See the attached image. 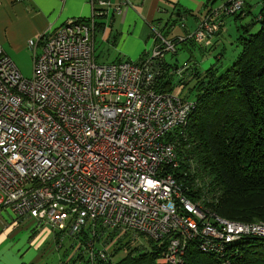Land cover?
Masks as SVG:
<instances>
[{"label":"built area","instance_id":"2783aa9c","mask_svg":"<svg viewBox=\"0 0 264 264\" xmlns=\"http://www.w3.org/2000/svg\"><path fill=\"white\" fill-rule=\"evenodd\" d=\"M92 6L91 17L30 43L31 78L0 45V213L9 210L12 224L34 221L77 244L89 229L82 245L89 264L109 259L107 245L96 240L99 227L167 243L159 264H183L192 244L230 264L234 245L264 239V222L223 218L169 171L180 167L169 138L188 124L197 103L182 95L183 84L159 92L157 78L178 43L210 48L245 1L209 9L185 36L166 35L175 29L172 18L164 29L152 26L150 53L112 64L97 61L98 20L123 8L105 0Z\"/></svg>","mask_w":264,"mask_h":264},{"label":"trees","instance_id":"16d2710c","mask_svg":"<svg viewBox=\"0 0 264 264\" xmlns=\"http://www.w3.org/2000/svg\"><path fill=\"white\" fill-rule=\"evenodd\" d=\"M243 11L235 17L241 19ZM238 32L239 53L232 65L226 68L221 54L222 58L216 57V66L205 71L189 67L183 73L187 76L174 83L178 68L174 65L173 69L164 60L157 90L168 93L183 84L184 96L197 103L188 124L169 138L180 155V167L169 171L189 189L190 197L202 200L223 218L264 222V1ZM188 41L195 44L191 40L181 43ZM82 232L78 252L65 264H89L82 250L89 229ZM118 234L97 228L96 240L104 245L118 239L110 248L108 261L96 264H159L166 251L167 243L148 240L150 247L140 249L132 247L130 234L121 237ZM55 238L59 243L62 234L56 233ZM232 249L237 255L230 259V264H264V239L250 238ZM122 252L125 255L116 261L115 257ZM183 264H223V261L192 244Z\"/></svg>","mask_w":264,"mask_h":264},{"label":"crops","instance_id":"0c3cea01","mask_svg":"<svg viewBox=\"0 0 264 264\" xmlns=\"http://www.w3.org/2000/svg\"><path fill=\"white\" fill-rule=\"evenodd\" d=\"M92 1L98 0H0V45L3 52L11 59L29 50L32 52L31 42H37L41 37L56 32L59 27L72 19L91 17L93 13ZM105 1L110 2L113 7L121 6L123 13L118 15L111 9L107 17H101L98 20L96 55L100 64L138 62L145 55L146 49L153 48L152 26L164 29L165 24L175 16L190 17L192 20L187 19L186 30L177 33L165 30L169 38L185 36L187 30L193 31L197 28L201 18L209 9L221 7L228 0ZM244 1V14L241 19L247 20V23L242 25L250 22L252 16L262 7L264 0H252L253 4H250L248 0ZM96 8L99 6L96 5ZM224 32L225 29L217 35L210 48H204L189 41L185 44L198 47L203 53L208 54L207 58H209L213 56L212 52L220 49ZM221 54L224 57L223 50L215 56L216 61L215 63L211 62L209 68L217 65L216 57L222 58ZM229 66L227 65L226 68ZM194 67L197 68V66ZM175 79L173 76L174 83L178 81ZM30 223L33 224V230L29 246L34 250L41 248L43 243L53 236L56 240V233H51L46 228L39 229L34 221H30ZM1 227L0 249L7 243L17 225L11 223L6 226L1 223ZM70 258L68 257V260Z\"/></svg>","mask_w":264,"mask_h":264},{"label":"rangeland","instance_id":"374dc122","mask_svg":"<svg viewBox=\"0 0 264 264\" xmlns=\"http://www.w3.org/2000/svg\"><path fill=\"white\" fill-rule=\"evenodd\" d=\"M248 2L250 4H253L252 0H248ZM187 19L192 20V18L190 17L178 19L177 16H175L172 19V22L175 21V29L173 30V33L181 31V23L187 24ZM245 23H247V20H237L235 16H230L225 19V32L221 39V47L218 51L212 52V57L210 56L209 58H207L208 54L203 53L198 47H193L188 43H184V45L180 43L177 45V53L175 55L167 54L165 57V61L167 62V64L171 65L173 69H175V66H177L178 70H183V73H186V70L192 66H197L199 70L205 71L210 67L211 62L215 63V56L221 50H223L224 57L222 64L225 66L232 65L239 53V49L236 45V38L238 35L237 30L239 26ZM151 50L152 48H148L145 50V52L150 53ZM40 52L41 49H38V54H40ZM97 52L99 53L98 49ZM12 59L16 63L17 67L24 77H32L33 52L29 50L16 57H13ZM182 76L187 75L182 74ZM175 78V81H177L181 78V75L175 74ZM175 88L178 87L176 86ZM178 90L180 89L178 88L176 91ZM185 92L186 90L184 87L182 89L183 96ZM14 220H16V217L9 210H3L2 213H0V222L2 224L4 223V225L9 226L11 223H13ZM1 223L0 231L2 229ZM32 230L33 224L30 223V221H23L17 224V228H15V230L9 236L7 243L4 244L0 249V264H65V262L68 260V256L72 257V255L78 252V244L75 245L74 243L76 242L73 239L67 238V236H62L59 243L56 242L53 236L46 243H43L41 248L34 250L29 246ZM121 235L123 234H118V236L120 237ZM130 237L131 239L133 238L132 247H139L140 249L150 247L149 241L145 237ZM117 239L118 237H116L113 242L106 244L110 252V248L114 246V243ZM124 255V252L120 253L117 257H115L116 261L121 259Z\"/></svg>","mask_w":264,"mask_h":264}]
</instances>
